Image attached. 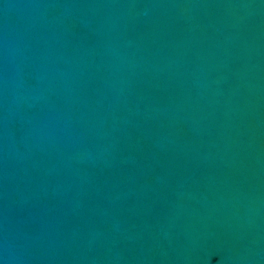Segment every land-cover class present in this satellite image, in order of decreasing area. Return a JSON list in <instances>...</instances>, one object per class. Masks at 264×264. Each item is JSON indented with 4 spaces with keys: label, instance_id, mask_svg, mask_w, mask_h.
<instances>
[{
    "label": "water",
    "instance_id": "1",
    "mask_svg": "<svg viewBox=\"0 0 264 264\" xmlns=\"http://www.w3.org/2000/svg\"><path fill=\"white\" fill-rule=\"evenodd\" d=\"M0 264H264V0H0Z\"/></svg>",
    "mask_w": 264,
    "mask_h": 264
}]
</instances>
